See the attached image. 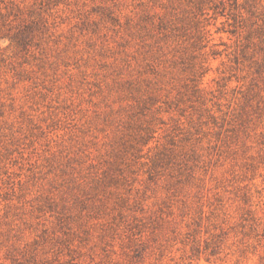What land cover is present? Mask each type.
<instances>
[{
	"label": "rangeland",
	"instance_id": "obj_1",
	"mask_svg": "<svg viewBox=\"0 0 264 264\" xmlns=\"http://www.w3.org/2000/svg\"><path fill=\"white\" fill-rule=\"evenodd\" d=\"M0 264H264V0H0Z\"/></svg>",
	"mask_w": 264,
	"mask_h": 264
}]
</instances>
